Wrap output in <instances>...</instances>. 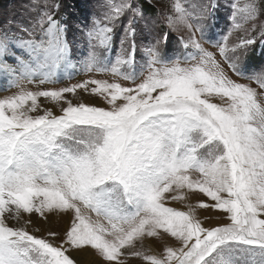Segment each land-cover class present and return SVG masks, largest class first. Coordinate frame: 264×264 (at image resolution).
Returning a JSON list of instances; mask_svg holds the SVG:
<instances>
[{"label":"snow or ice","instance_id":"1","mask_svg":"<svg viewBox=\"0 0 264 264\" xmlns=\"http://www.w3.org/2000/svg\"><path fill=\"white\" fill-rule=\"evenodd\" d=\"M60 7L0 28V264H264V0Z\"/></svg>","mask_w":264,"mask_h":264},{"label":"rangeland","instance_id":"2","mask_svg":"<svg viewBox=\"0 0 264 264\" xmlns=\"http://www.w3.org/2000/svg\"><path fill=\"white\" fill-rule=\"evenodd\" d=\"M56 2L60 3L61 7L57 14V18H67V23L70 28L67 33V39L70 44L75 40L76 42H82L83 38L79 31L75 30V23L77 21H83L85 17H91L92 14L98 13L100 6L104 2V0H56ZM119 2V0H116ZM184 2V0H182ZM188 2H195V0H188ZM221 6L227 5L230 0H215ZM244 0H241L243 3ZM168 3V0H152L151 12L155 14V12L163 7H165ZM28 0H0V28H7L9 23L11 22L12 27L15 28V25L18 23H27L31 18V14L27 11ZM227 8L221 7L219 11V16L221 19L219 20L216 28L212 29L209 35L213 36V41L218 38L216 33H223L227 31L228 21H227ZM264 19V17H262ZM172 42L170 47L173 50L179 49V45L177 42V34L172 33ZM208 47V44H205ZM249 74L252 71H260L264 68V49L261 48L260 44L257 43L254 51L250 54L248 60ZM98 78H106V77H98ZM234 79H238L233 76ZM3 83V81H2ZM31 87V86H29ZM11 91H15L12 89ZM10 92H6L0 90V96L8 95ZM62 226V225H61ZM56 225H53V230H56ZM94 257L92 256H82L81 264H93ZM134 264H142V262H134Z\"/></svg>","mask_w":264,"mask_h":264},{"label":"bare ground","instance_id":"3","mask_svg":"<svg viewBox=\"0 0 264 264\" xmlns=\"http://www.w3.org/2000/svg\"><path fill=\"white\" fill-rule=\"evenodd\" d=\"M3 83H2V80H0V85H2Z\"/></svg>","mask_w":264,"mask_h":264}]
</instances>
